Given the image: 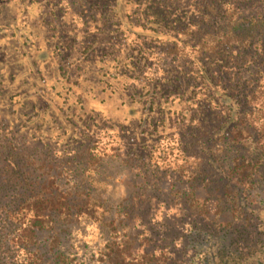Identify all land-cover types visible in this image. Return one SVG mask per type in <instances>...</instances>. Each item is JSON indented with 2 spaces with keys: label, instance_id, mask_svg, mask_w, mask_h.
Here are the masks:
<instances>
[{
  "label": "trees",
  "instance_id": "trees-1",
  "mask_svg": "<svg viewBox=\"0 0 264 264\" xmlns=\"http://www.w3.org/2000/svg\"><path fill=\"white\" fill-rule=\"evenodd\" d=\"M4 37L62 85L19 92L0 66V264H78L64 242L87 223L102 264H264V0H0ZM98 64L126 123L72 98Z\"/></svg>",
  "mask_w": 264,
  "mask_h": 264
},
{
  "label": "rangeland",
  "instance_id": "rangeland-1",
  "mask_svg": "<svg viewBox=\"0 0 264 264\" xmlns=\"http://www.w3.org/2000/svg\"><path fill=\"white\" fill-rule=\"evenodd\" d=\"M43 1L33 4L30 7L28 15L33 17H37V13L40 9H43ZM20 19V14H19ZM35 24V23H34ZM35 26V25H34ZM35 39L34 36H32ZM39 39V38H37ZM46 42L44 39L40 41V47L42 44V48L46 47ZM15 46L20 47H27V44L21 39L17 40L16 38L9 39L8 37H4L0 40V66L6 65L10 72L9 75H15V81L13 82V88L19 92L25 89L28 86H31V83H35L37 88L46 87L43 85L45 81L47 82V86L51 84H55V88L62 85V81L55 82L56 79V70H55V63H52V60L44 61V64L41 66V73H36V69L38 65V61H36V54L39 53V50L34 47L32 49V58L26 56L27 51L24 54H20L17 50H15ZM5 47L7 52L3 51L2 48ZM24 48V49H25ZM9 49V50H8ZM9 54V55H7ZM64 54V53H63ZM34 62V66L32 67V63ZM31 63V65H30ZM100 67V64H98ZM97 66L92 70H88L87 82L82 81L84 84L80 86H75L72 90L74 95L72 98L80 99L82 98L83 101L80 102L83 104V114L82 116H93L97 119L100 118L101 120L106 117H112L113 120L125 122L127 121V109L124 108L122 104L123 98H119L117 92H112L109 90L101 91L100 87L102 85L101 82H105L107 78L100 79V74L103 73L105 70L104 68H98ZM4 70V71H5ZM3 71V73H4ZM100 82V83H99ZM87 84V85H86ZM65 89L62 87L59 88V92H63ZM110 93H109V92ZM32 95V93H31ZM87 100H86V99ZM70 111H79L78 107L79 104H75L70 102ZM64 108V107H63ZM177 108V107H175ZM29 111V105H25L23 107V112ZM112 115V116H111ZM140 113L136 116H133L132 121H139ZM176 158L175 156H168L166 158L167 161H171V159ZM155 161V160H154ZM159 161V160H158ZM176 164L181 163V158L178 157L174 160ZM160 163V162H159ZM174 166L173 162L170 165H163L162 167H167L170 171L174 170L172 166ZM173 175V176H172ZM177 174L171 172L166 181H171L173 177H176ZM188 183H183L186 187ZM212 189L206 188H197V196L200 197L199 200L202 202L204 198L209 197L210 193L219 194L221 191H212ZM127 188L122 182H116L113 188H108L106 192V196H109L110 202L113 203V209L118 211L120 208V204L122 200L126 197ZM216 195H214L215 197ZM178 202L176 197H172L170 201L171 204ZM125 203V201L123 202ZM164 208H160L159 212H156V217H154L153 221H159L161 219L160 214H163ZM114 239H117L115 237ZM141 239V238H140ZM104 235L98 230L94 223H87V224H79L72 228L70 233L67 235V238L64 242V247L66 249V253L75 259V263L78 264H102L98 260V253L100 249L103 247L105 243ZM142 243V239L140 240Z\"/></svg>",
  "mask_w": 264,
  "mask_h": 264
}]
</instances>
